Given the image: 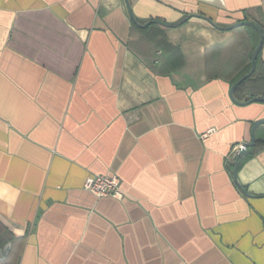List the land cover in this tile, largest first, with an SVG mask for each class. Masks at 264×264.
Returning a JSON list of instances; mask_svg holds the SVG:
<instances>
[{
	"label": "crops",
	"instance_id": "1",
	"mask_svg": "<svg viewBox=\"0 0 264 264\" xmlns=\"http://www.w3.org/2000/svg\"><path fill=\"white\" fill-rule=\"evenodd\" d=\"M240 22L264 0H0V264H264ZM109 173L123 199L85 189Z\"/></svg>",
	"mask_w": 264,
	"mask_h": 264
},
{
	"label": "water",
	"instance_id": "2",
	"mask_svg": "<svg viewBox=\"0 0 264 264\" xmlns=\"http://www.w3.org/2000/svg\"><path fill=\"white\" fill-rule=\"evenodd\" d=\"M131 18L135 21L134 19V16L132 15V12H131ZM211 22V21H210ZM215 27L219 28L216 24H214L213 22H211ZM149 25V24H147ZM166 26H170V24H164ZM240 26H251L253 28H255L259 34H260V43L259 45L257 46L256 50L254 51L253 55H252V68L250 70V72L248 74H246L244 77H242L239 81H237L231 88L230 90V97L231 99L235 102V103H240L238 102L236 99H235V92L237 90V88L248 78H250L254 73H255V70H256V60H257V57L261 51V48H262V44H263V41H264V34L262 32V30L256 26L254 23L252 22H240V23H237L233 26H231L229 29H233V28H236V27H240ZM254 102H264V97L263 96H258V97H254L252 99H250L249 101H247L246 103H254ZM245 103V104H246ZM243 104V103H242ZM264 124V119L262 120H259L257 122L254 123V126H253V130H252V134H253V138H252V142L251 143H245L242 145L239 153H238V156H237V164H236V168H235V177L237 176V171H238V162L239 160L244 156L246 155L247 153V149L249 147H252L255 145V142H256V136H255V131H256V128L259 126V125H262ZM237 180V179H236Z\"/></svg>",
	"mask_w": 264,
	"mask_h": 264
},
{
	"label": "built area",
	"instance_id": "3",
	"mask_svg": "<svg viewBox=\"0 0 264 264\" xmlns=\"http://www.w3.org/2000/svg\"><path fill=\"white\" fill-rule=\"evenodd\" d=\"M214 130H210L203 134L204 138H208ZM85 189L98 197H113L123 199L120 177L115 173L95 174L86 179Z\"/></svg>",
	"mask_w": 264,
	"mask_h": 264
},
{
	"label": "trees",
	"instance_id": "4",
	"mask_svg": "<svg viewBox=\"0 0 264 264\" xmlns=\"http://www.w3.org/2000/svg\"><path fill=\"white\" fill-rule=\"evenodd\" d=\"M235 95L246 101H249L250 97H264V67L261 64L260 53L256 60L255 73L237 88Z\"/></svg>",
	"mask_w": 264,
	"mask_h": 264
}]
</instances>
